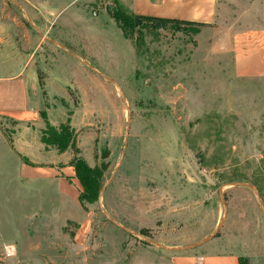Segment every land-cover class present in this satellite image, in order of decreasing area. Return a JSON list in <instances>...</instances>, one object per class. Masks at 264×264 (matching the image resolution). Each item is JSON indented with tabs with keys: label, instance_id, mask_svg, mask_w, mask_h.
<instances>
[{
	"label": "rangeland",
	"instance_id": "obj_1",
	"mask_svg": "<svg viewBox=\"0 0 264 264\" xmlns=\"http://www.w3.org/2000/svg\"><path fill=\"white\" fill-rule=\"evenodd\" d=\"M118 14L115 0H0L13 60L28 57L31 104L72 114L85 143L70 154L108 164L100 200L82 206L77 177L22 175L19 126L0 115V264H170L196 252L264 264V74L236 66L241 51L263 71L244 48L264 33V0H219L210 25L124 28Z\"/></svg>",
	"mask_w": 264,
	"mask_h": 264
},
{
	"label": "crops",
	"instance_id": "obj_2",
	"mask_svg": "<svg viewBox=\"0 0 264 264\" xmlns=\"http://www.w3.org/2000/svg\"><path fill=\"white\" fill-rule=\"evenodd\" d=\"M118 8L125 14L145 16L165 20H177L193 22L196 24L210 25L216 20L219 0H115ZM257 37V36H256ZM260 40H248L245 43V58L260 56L262 60L261 72L252 71L242 65L243 53L237 56V70L240 75L256 76L264 74V33L259 35ZM11 35L4 29H0V115L7 117L19 126L16 130L14 144L17 151L32 161L48 158L54 162L52 168L30 167L26 161L22 166V175L26 178H37L46 174L52 178L76 179V169L71 164L74 156L70 150L60 153L54 148L46 149L42 142V132L46 129V121L42 117V111L30 102V65L28 57L24 58V65L13 60L15 55H20L18 48L14 49V41ZM257 41V42H256ZM253 46H259L260 50L254 51ZM240 50H243L240 49ZM253 64V63H252ZM249 66V65H247ZM251 66V64H250ZM60 113H63L61 110ZM49 123L54 127L66 123L69 116L66 112L61 118L56 117L54 112H46ZM72 128L76 129L74 120ZM78 131V130H77ZM78 137L77 144H84ZM49 156H43L40 151ZM57 152L56 156L51 152ZM85 159V158H84ZM86 160V159H85ZM88 161V160H86ZM90 165V162H88ZM91 166V165H90ZM170 264H240V256L235 253H178L174 255Z\"/></svg>",
	"mask_w": 264,
	"mask_h": 264
},
{
	"label": "trees",
	"instance_id": "obj_3",
	"mask_svg": "<svg viewBox=\"0 0 264 264\" xmlns=\"http://www.w3.org/2000/svg\"><path fill=\"white\" fill-rule=\"evenodd\" d=\"M122 12V11H121ZM118 22L122 24V27L133 25V19L138 21H150L157 24H196L193 22L177 21V20H165L159 18L145 17V16H134L128 15L122 12V14L116 15ZM72 114H69L71 117ZM42 117L46 121V129L42 132V142L44 143L47 150L50 148L56 149L60 153H64L68 150H73L76 155L81 153L80 148L77 145L78 134L76 130L71 126V118L59 127L52 126L49 121L46 112H42ZM106 153L103 158H107ZM26 159V158H25ZM27 163V159L25 160ZM71 164L76 169V177L80 180L83 192L79 196V201L82 206L86 204H93L99 201V192L102 187V180L104 172L108 169V164L103 163L101 166L92 167L88 162L79 156H76ZM143 234H146V230H142ZM240 264H250L248 259L240 258Z\"/></svg>",
	"mask_w": 264,
	"mask_h": 264
},
{
	"label": "water",
	"instance_id": "obj_4",
	"mask_svg": "<svg viewBox=\"0 0 264 264\" xmlns=\"http://www.w3.org/2000/svg\"><path fill=\"white\" fill-rule=\"evenodd\" d=\"M99 200H100V198H99Z\"/></svg>",
	"mask_w": 264,
	"mask_h": 264
}]
</instances>
